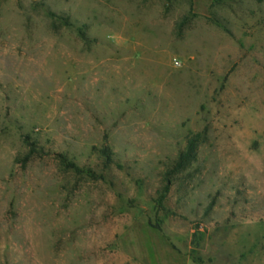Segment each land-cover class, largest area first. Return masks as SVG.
I'll return each mask as SVG.
<instances>
[{
  "label": "rangeland",
  "instance_id": "obj_1",
  "mask_svg": "<svg viewBox=\"0 0 264 264\" xmlns=\"http://www.w3.org/2000/svg\"><path fill=\"white\" fill-rule=\"evenodd\" d=\"M0 264H264V0H0Z\"/></svg>",
  "mask_w": 264,
  "mask_h": 264
},
{
  "label": "trees",
  "instance_id": "obj_2",
  "mask_svg": "<svg viewBox=\"0 0 264 264\" xmlns=\"http://www.w3.org/2000/svg\"><path fill=\"white\" fill-rule=\"evenodd\" d=\"M187 157H188V155L181 156V158L179 159V162H178V167H181L183 165V163ZM71 164H73V163H71ZM70 166H73V165H70Z\"/></svg>",
  "mask_w": 264,
  "mask_h": 264
}]
</instances>
